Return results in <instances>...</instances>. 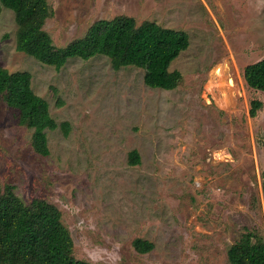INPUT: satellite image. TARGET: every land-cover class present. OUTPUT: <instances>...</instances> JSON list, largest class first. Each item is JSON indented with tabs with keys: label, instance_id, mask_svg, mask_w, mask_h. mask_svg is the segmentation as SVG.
Masks as SVG:
<instances>
[{
	"label": "rangeland",
	"instance_id": "obj_1",
	"mask_svg": "<svg viewBox=\"0 0 264 264\" xmlns=\"http://www.w3.org/2000/svg\"><path fill=\"white\" fill-rule=\"evenodd\" d=\"M47 2L56 47L119 15L186 32L169 66L182 78L152 88L142 68L114 69L102 54L42 63L16 49L14 12L1 7L0 67L30 73L57 127L46 130L49 154L36 153L33 129L0 94V187L57 206L73 256L91 264H230L243 233L264 238V93L243 78L264 58V0ZM136 238L153 248L137 252Z\"/></svg>",
	"mask_w": 264,
	"mask_h": 264
},
{
	"label": "trees",
	"instance_id": "obj_2",
	"mask_svg": "<svg viewBox=\"0 0 264 264\" xmlns=\"http://www.w3.org/2000/svg\"><path fill=\"white\" fill-rule=\"evenodd\" d=\"M1 7L14 12L17 24L16 49L42 63L61 67L69 58L88 59L96 54L107 56L114 69L135 66L144 70V83L152 88L170 90L181 81L178 70H169L170 63L189 45L182 30L163 27L154 21L137 23L125 15L99 19L88 32L67 44L56 47L43 29L52 14L47 0H0ZM248 86L264 93V58L243 69ZM27 71L9 72L0 67V94L18 111L19 123L32 128V147L40 155H48L46 130L57 127L48 102L31 87ZM262 101L253 99L249 115L255 116ZM64 134L68 122L60 124ZM264 147V140H263ZM129 164H138L137 150L128 157ZM264 187V173H263ZM135 250L146 253L153 248L148 240L136 238ZM230 264H264V238L251 231L243 233L227 252ZM0 264H91L73 256V240L61 221L57 206L43 198L28 203L21 200L12 187H0Z\"/></svg>",
	"mask_w": 264,
	"mask_h": 264
}]
</instances>
